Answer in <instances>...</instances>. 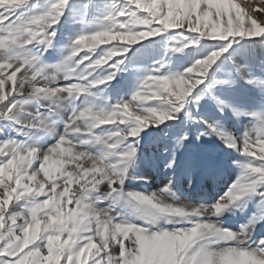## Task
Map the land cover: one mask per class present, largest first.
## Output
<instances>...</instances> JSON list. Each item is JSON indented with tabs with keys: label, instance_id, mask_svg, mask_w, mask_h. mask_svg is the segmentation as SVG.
<instances>
[{
	"label": "snow or ice",
	"instance_id": "obj_1",
	"mask_svg": "<svg viewBox=\"0 0 264 264\" xmlns=\"http://www.w3.org/2000/svg\"><path fill=\"white\" fill-rule=\"evenodd\" d=\"M28 2L0 0V118L8 120L41 97L53 98L55 103L61 97L91 95L92 87L110 82L122 70L123 61L113 58L148 37L175 30L181 37L185 32L196 34L193 39L185 37L182 47L200 38L226 43L183 72L162 74L161 62L140 79L129 101L108 109L90 103L73 107L65 120V132L43 153L34 143L11 137L0 141V264H264V237L255 247L244 246L257 217L240 225L238 231L221 228L206 218L252 195L264 204V111L250 113L255 122L242 136L222 130L215 121H204L207 132L197 134V138L215 134L245 158L238 163L237 180L215 203L198 207L168 203L160 193H125L122 188L137 152L134 142L124 143L126 138H135L148 125L175 119L190 94L204 82L210 66L233 42L264 38V17L258 20L253 14L264 9L241 7L236 0H111L98 26L77 34L63 61L53 66L67 72L76 66L79 82L53 87L41 83L48 66L39 57L51 46L55 31L49 29L59 22L69 0H49L39 11L17 14ZM29 45L44 47L33 51ZM100 46L110 47L93 55ZM105 65L111 71L93 77ZM213 99L221 111L232 108L234 115L242 114L226 101ZM98 126L112 130L96 134ZM28 127L47 131L44 120ZM184 139L179 137L177 144ZM89 144H99L101 149L93 154L84 148ZM34 161H38L36 168ZM101 184L108 186L103 199L109 203L97 208L96 200L101 198L92 194ZM168 191L167 187L161 190ZM20 201L26 203L17 206ZM117 205L150 222L160 215L197 219L190 221V227L148 232L130 223L116 210ZM213 241L225 246L212 249L208 245Z\"/></svg>",
	"mask_w": 264,
	"mask_h": 264
},
{
	"label": "rangeland",
	"instance_id": "obj_2",
	"mask_svg": "<svg viewBox=\"0 0 264 264\" xmlns=\"http://www.w3.org/2000/svg\"><path fill=\"white\" fill-rule=\"evenodd\" d=\"M48 2L49 0H29L17 14L39 11ZM236 2L241 7L255 9L259 5V8L264 9V0ZM110 3L111 0H69L59 22L49 29L55 31L51 46L43 50L45 56L40 54L39 57L40 62L48 66L42 84L48 83L49 86L55 87L79 82L77 67L71 66V72H67L56 71L53 66L63 61L77 34L92 31L98 26L99 18ZM253 14L258 20L264 17V12L258 10ZM195 36L196 34L185 32L184 37H181L175 30H169L138 41L129 46L122 56L113 58L123 61L122 70L110 82L92 87L91 95L82 93L75 98L61 97L55 99V103L53 98L41 97L39 102L29 101L22 109L17 110L12 120L0 118V141L11 137L17 142L34 143L39 152L43 153L65 132V120L73 107L80 108L90 103L97 109H108L120 101H129L140 79L159 67L161 62L164 64V67L160 68L162 74L183 72L196 59L203 58L226 43L218 39L200 38L197 43L182 47L187 42L185 37L193 39ZM168 46L173 47L172 53L169 52L165 56L163 51ZM43 47L29 45L33 51L42 50ZM109 47L100 46L93 55L102 54ZM175 48L182 50L175 51ZM146 50H149L151 55L148 56ZM52 53L56 56L54 61H51ZM147 58H150V61L146 62ZM110 71L107 65L98 67L93 77H102ZM214 81L221 83H213ZM197 96L200 97L199 100H196ZM213 97L226 101L242 114L234 115L232 108H224L221 111ZM11 99L10 97L9 100ZM7 103L8 101L4 102ZM49 105L51 112L48 110ZM261 111H264V38L237 40L210 66L204 82L190 94L185 108L176 114L175 119L148 125L141 129L135 138H126L124 143L134 142L137 152L125 174L123 191L160 193L161 199L168 203L183 202L197 207L215 203L237 180L240 173L238 163L245 158L228 147L217 135L204 134L197 138V134L207 132L204 121H215L222 130L234 136H242L255 122L250 113ZM36 120H44L47 131L43 128L28 127ZM110 130L112 129L106 126H98L94 131L96 134H103ZM182 136H186V139L177 144V139ZM84 148L95 154L101 149V145L89 144ZM169 161H172L170 167L166 166ZM32 167H38V161H34ZM165 187L169 191L161 192ZM107 191L108 186L101 184L92 194L93 198H101L96 200L97 208L108 205L109 201L103 199ZM25 203L20 201L17 206ZM116 210L130 223L144 227L148 232L190 227V221L197 219L160 215L150 222L141 216L127 214L121 205H117ZM254 216L258 219L244 246L255 247L256 242L264 237V204L258 195L246 197L220 214L206 218L221 228L238 231L240 225L246 224ZM208 246L218 249L225 245L222 241H213Z\"/></svg>",
	"mask_w": 264,
	"mask_h": 264
},
{
	"label": "crops",
	"instance_id": "obj_3",
	"mask_svg": "<svg viewBox=\"0 0 264 264\" xmlns=\"http://www.w3.org/2000/svg\"><path fill=\"white\" fill-rule=\"evenodd\" d=\"M173 47H171V46H168L164 51H163V55H165V56H167V54L170 52V53H172V49ZM54 53V52H53ZM53 53L51 54V61H54L55 60V58H56V56H54L53 55ZM146 53H147V55L149 56V55H151L150 54V51L149 50H146ZM41 55H46V53H44V51H42V53H41ZM58 60V59H57ZM56 60V61H57ZM146 61V60H145ZM148 61H150V58H147V61L146 62H148ZM74 67H76V66H74ZM132 79V78H131ZM130 79V81L132 82L133 81V79L131 80ZM129 93H130V91H129ZM258 93V92H257ZM261 93V92H260Z\"/></svg>",
	"mask_w": 264,
	"mask_h": 264
}]
</instances>
